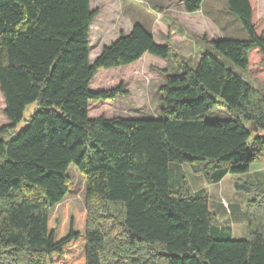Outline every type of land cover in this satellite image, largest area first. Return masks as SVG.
I'll return each instance as SVG.
<instances>
[{
  "label": "trees",
  "instance_id": "16d2710c",
  "mask_svg": "<svg viewBox=\"0 0 264 264\" xmlns=\"http://www.w3.org/2000/svg\"><path fill=\"white\" fill-rule=\"evenodd\" d=\"M207 0H182L187 14ZM253 0H227L244 40L202 41L207 50L179 75L163 70L160 117L91 119L93 101L130 96L124 85L92 92L102 70L169 60L171 47L140 25L91 63V0H0V264H264V185L243 180L264 157V94L228 68L264 71V19ZM217 52L218 56L209 53ZM219 100L223 104L219 103ZM38 103L28 126L5 141ZM227 107L229 120L210 114ZM190 165L211 185L239 177L247 237L234 240L209 195L176 187L169 166ZM86 178L85 210L68 204V170Z\"/></svg>",
  "mask_w": 264,
  "mask_h": 264
},
{
  "label": "rangeland",
  "instance_id": "374dc122",
  "mask_svg": "<svg viewBox=\"0 0 264 264\" xmlns=\"http://www.w3.org/2000/svg\"><path fill=\"white\" fill-rule=\"evenodd\" d=\"M255 10L259 14V6L255 3ZM92 9L100 11L91 28V63L101 54L104 47L115 42L121 34H129L134 25H140L150 31L158 41L173 42L170 44L172 53L169 60L165 61L151 55L136 64L117 68L102 70L96 76L90 86V91L110 90L124 85L130 92L129 97L119 98L114 102L93 101L90 102V118L104 116L107 119L121 117L124 119H155L160 117L162 109V94L159 92L164 85L165 77L163 70H168L170 75H179L182 71V64L187 63L196 66L200 55L207 49L202 39L207 38L208 42L215 36L225 31L223 38L243 40L239 36H230L229 30L236 35L239 33L236 19L226 14V0L208 1L200 14H187L181 6L180 0H91ZM262 11V12H261ZM261 13H264V0H261ZM191 16V17H189ZM259 16V15H258ZM237 26V27H236ZM244 32V30H243ZM245 33V32H244ZM206 45V44H205ZM207 47V45H206ZM209 53L213 56L219 54L213 50ZM224 64L233 69L237 74L250 83L254 88L264 94V71L254 70L252 73H243L235 68L233 64L222 58ZM219 103L223 104L221 100ZM5 101L0 93V128L9 125L4 115ZM40 110L38 103L29 105L24 113L22 121L3 137L8 141L23 131L30 121V118ZM232 116L224 105L217 107L209 116L210 120H229ZM251 130V141L256 136H264V131L258 132L251 129V124H246ZM258 166H264V158L254 164V170L243 180H261ZM67 197L59 203L51 213L58 212L68 204H76L82 211L85 210L86 178L72 165L68 170ZM259 183V182H258ZM231 184V193L224 198L227 205L239 204L242 215L246 214L243 202L234 191ZM262 185V184H261ZM227 220V219H226ZM219 223V220H217ZM228 221V220H227ZM226 222V221H225ZM233 233L240 234L246 231V225L238 229L231 226ZM247 237V234H246Z\"/></svg>",
  "mask_w": 264,
  "mask_h": 264
},
{
  "label": "crops",
  "instance_id": "0c3cea01",
  "mask_svg": "<svg viewBox=\"0 0 264 264\" xmlns=\"http://www.w3.org/2000/svg\"><path fill=\"white\" fill-rule=\"evenodd\" d=\"M208 1H211V0H207L204 3L203 9H204V7ZM253 1H254V3H256L259 6V9H258L259 10L258 11L259 16L257 15L256 10H255V16L259 19H264V13H261L262 12L261 11V0H253ZM180 2H181V6L183 7L182 0H180ZM203 9L201 12L196 13V14L198 15L200 13H203ZM226 14H228L227 0H226ZM186 15H187V13H186ZM191 15H194V14H191ZM189 17H191V16H189ZM237 25L239 27L238 28L239 33L236 35V32H235V34H233L234 32L232 30H229V34H230V36H239L240 38H242L244 40L246 38V36H245V33L243 32V28L239 22H237ZM225 31L222 32V34L224 36H225V34H224ZM222 34H220L216 37L214 36L210 42L221 40V38L223 36ZM223 39H227V38H223ZM155 40H156V37H155ZM156 42H158V41L156 40ZM159 43H161V42H159ZM162 44L170 46V44H173V42H164ZM202 48L204 50L207 49L205 44H203ZM146 56L147 55H145L143 57V59H145ZM253 167H254V165L251 166L250 173H252V171L254 170ZM169 168H170V171L173 175L172 182L174 183V185L176 187L184 185L186 187L188 193L194 197L199 196V195L203 194L204 192H206L209 195L210 211L215 215L216 219L219 220V226L221 229H226V228L229 229L230 233L232 235V238L234 240H240V239L246 238V234H247L246 231H244V232L240 231V234H236V233H233L232 228H231V226L234 225L235 228L238 227V229L240 228V230H241L242 227L244 225H246V214L242 215L243 212H242L239 204L235 203L233 205H227L224 203V198H228L226 196V194H229V196H230L231 189H232L231 184L234 183L233 189L239 195V199L241 202H243V205H244V208L246 211V204L252 199V196L245 195L242 192L238 191L236 184H235V181L239 177L237 178V177H233L231 175H227L221 182L214 184V185H211L207 182V180L205 179L204 176L197 175L194 172V169L188 164H185V165L171 164L169 166ZM257 168H259L257 170L261 173L260 176L262 178H261V180H258V181H255V180H251V181L256 182V183L259 182L260 184L264 185V166L263 167L258 166Z\"/></svg>",
  "mask_w": 264,
  "mask_h": 264
}]
</instances>
